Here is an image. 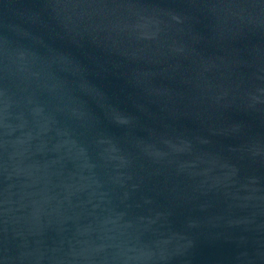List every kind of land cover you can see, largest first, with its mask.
<instances>
[{
    "label": "water",
    "instance_id": "1",
    "mask_svg": "<svg viewBox=\"0 0 264 264\" xmlns=\"http://www.w3.org/2000/svg\"><path fill=\"white\" fill-rule=\"evenodd\" d=\"M0 264H264V0H0Z\"/></svg>",
    "mask_w": 264,
    "mask_h": 264
}]
</instances>
